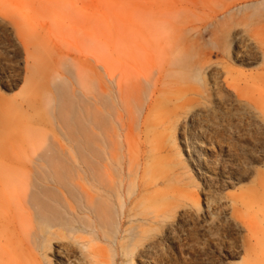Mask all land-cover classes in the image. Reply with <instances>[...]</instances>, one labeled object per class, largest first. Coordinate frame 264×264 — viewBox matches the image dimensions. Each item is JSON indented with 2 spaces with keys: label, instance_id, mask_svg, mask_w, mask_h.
Returning a JSON list of instances; mask_svg holds the SVG:
<instances>
[{
  "label": "rangeland",
  "instance_id": "obj_1",
  "mask_svg": "<svg viewBox=\"0 0 264 264\" xmlns=\"http://www.w3.org/2000/svg\"><path fill=\"white\" fill-rule=\"evenodd\" d=\"M42 63L48 78L34 83L27 69ZM92 65L97 91L110 84L112 69L141 96L129 101L130 111L117 102L111 108L114 120H132L144 156L138 177H179L141 199L133 221L157 217L159 226L149 223L137 236L117 234L114 264H264L258 251L264 242V0H0L1 117L37 120L45 145L29 129L22 139L32 136L34 146L29 136L15 148L12 135L22 130H13L3 135L13 140L2 137L0 155L14 152L29 166L51 135L60 138L49 89L63 83L74 100L82 99L77 80ZM34 92L40 106L32 111L23 104ZM127 135L115 121L106 126L105 151L125 169L134 152ZM4 231L2 264H45L28 232L18 229L13 248ZM92 234L59 232L52 244L75 249L79 259V244L89 243L106 264L107 242ZM148 244L156 245L145 252Z\"/></svg>",
  "mask_w": 264,
  "mask_h": 264
},
{
  "label": "bare ground",
  "instance_id": "obj_2",
  "mask_svg": "<svg viewBox=\"0 0 264 264\" xmlns=\"http://www.w3.org/2000/svg\"><path fill=\"white\" fill-rule=\"evenodd\" d=\"M47 67L45 63L30 66L27 69V78L34 83L41 81L45 84L48 78ZM114 75V71L108 69L107 78L110 84L104 86L100 83L97 91L96 83L99 76L95 66L92 65L89 73L79 75L77 83L83 92L82 99L78 98V100L70 96L65 84L53 83L54 87L47 88L46 91L49 89L51 95L49 102L53 104L52 117L63 128L62 136L64 135L65 141H61L63 138L60 140L62 137L60 135H58L60 138H57V135L53 137L49 134L51 135L49 138L54 139L45 140L50 141L51 144L47 143L46 149L41 154L38 152V157L35 155L36 159L35 156L32 157L35 159L32 165L27 160L29 166L20 164L16 156L12 157V154L15 155L14 152L9 153L10 156L0 155V229L5 230L6 245L16 248L15 241L19 239V229L25 236L27 232L30 234L31 245L40 252L45 264H100L94 253L90 251L89 243L79 244L81 256L79 259L75 255V249H70L64 244L59 246L52 244V241L59 239V232H66L69 235L78 233L93 235L92 231H97L102 233L109 253H112L108 256L106 264H114V237L117 234L137 236L145 233V227L149 223L159 226L157 217L133 221L137 216L136 208L150 191L163 186L166 182L178 183L179 177L175 174L165 182H147L143 177H138L144 156L139 150L140 144L132 136L130 123L132 120H127V123L121 120V116L117 117L119 120H114L115 116L111 113V108L113 103L117 102L120 109L130 111L129 101L137 102L141 96L136 93L137 91L133 93L130 91L131 87L124 82L126 81L124 77L116 80ZM156 82L160 84V76ZM38 96L37 93H32L23 105L28 110L37 109V106H40ZM10 106L14 109L21 108L12 103ZM32 119L19 117L9 122L3 121L0 95V143L5 133L16 130L20 132L19 129L22 132L17 134L16 131L12 135L15 136V141L21 138L22 143H26L30 135L27 138L24 136L25 139H22V136L26 133L24 131L29 129L33 131V134L31 133L33 141L36 143L41 141L39 139L44 134L38 129L40 127H36L37 120ZM113 121L118 123L120 131L128 128L127 138L130 140V148L134 149L130 166L126 169L121 160L115 161L105 151L106 126L109 123L112 125ZM167 125L164 127L166 131L171 129L172 122L167 120ZM4 137L3 140L11 138ZM30 141L34 146L32 138L29 144ZM18 142H12L11 145L19 148L21 143ZM41 143L39 142V145ZM41 145V148L45 146ZM197 161L199 164L200 160ZM76 180L81 181V184ZM33 219L39 223L36 229L32 228ZM77 240L79 239H74L75 243H78ZM25 241L27 242L26 239ZM155 245L148 244L144 251H151ZM47 251H52L53 255L49 257ZM258 251L264 255L263 241H259ZM125 253L128 255L130 252L126 250ZM0 264H2L1 258ZM246 264L254 263L246 262Z\"/></svg>",
  "mask_w": 264,
  "mask_h": 264
}]
</instances>
